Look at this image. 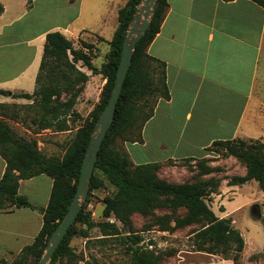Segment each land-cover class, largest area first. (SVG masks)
Instances as JSON below:
<instances>
[{"label":"trees","instance_id":"obj_1","mask_svg":"<svg viewBox=\"0 0 264 264\" xmlns=\"http://www.w3.org/2000/svg\"><path fill=\"white\" fill-rule=\"evenodd\" d=\"M251 1L261 6L264 12V0ZM139 2L127 0L119 9L117 27L112 38L107 41L109 49L99 68L92 63L91 43L83 41V49H78L61 32L49 31L45 34L34 90L31 93H13L0 88L1 95L32 100L31 104L25 106L26 111L21 118L34 125L32 132L36 134L44 128L55 131L71 129L69 120L64 116L71 117L76 113L74 107L82 90L77 85H84L89 79V75L76 65L77 62H81L92 73L101 74L105 80L98 103L87 114V122L79 126L61 156L45 155L38 148L36 138L26 139L15 134L2 118L14 119L19 114L7 113L9 106L0 104V156L6 162L0 178V210L10 212L13 207H27L40 210L42 214V224L33 241L23 246L12 261L0 258V264H36L53 231L63 220L76 190L80 165L94 122L104 109L113 88L122 41ZM27 4L30 7L31 0ZM167 8V0L156 1L149 26L136 42L111 124L98 151L94 169L100 172L101 178L92 173L88 194L92 189L104 185L111 187L112 192L102 199V214L107 218L113 216L122 224L128 223L133 213L148 216L156 208L168 209L170 212L183 210L184 215L174 219V225H170L168 214L157 216L159 230L172 232L196 225L197 228L191 232L195 250L231 258L236 264L245 245L244 239L232 224V219L219 218L207 202L212 194H219L222 178L211 176L194 182H168L158 176L161 162L134 164L123 147L117 146L118 140L142 142V127L153 115L156 102L159 98L170 97L166 63L147 51L160 30ZM2 11L0 3V14ZM98 38L104 41L102 37ZM63 94L69 96L62 100ZM206 150L234 157L244 164L245 173L229 177L228 185H242L254 180L264 191V141L253 138L214 140ZM206 158H185L181 161L195 160L199 174L205 176L214 169L205 163L208 160ZM40 174L52 179L49 199L44 207L33 205L27 196L18 192L19 180ZM69 178L74 180L73 185L69 184ZM77 223L82 227H78ZM95 226L104 238L121 235V228L115 221L93 222L90 211L85 212L83 205L52 254L49 264H55L60 258H68L72 253L70 242L73 236L87 237L88 230ZM122 240L127 243L130 264H161L157 253L139 245L141 238L135 230H130ZM257 257V254H253L250 258ZM84 264L98 263L88 259L84 260Z\"/></svg>","mask_w":264,"mask_h":264},{"label":"crops","instance_id":"obj_2","mask_svg":"<svg viewBox=\"0 0 264 264\" xmlns=\"http://www.w3.org/2000/svg\"><path fill=\"white\" fill-rule=\"evenodd\" d=\"M27 1L24 7L21 1L20 9L12 12L4 0H0L3 6L0 14V88L13 93L34 90L45 34L74 25L84 3V0H31L32 6L26 9ZM126 1L122 0L123 4L119 5L117 18ZM167 2L165 18L147 51L166 63L170 97L159 98L156 102L153 115L142 127V142H123V147L128 146L126 152L131 161L134 164L165 163L209 157L211 152L206 148L214 140L260 139L262 124L258 123L253 112V95L264 46L262 7L251 0ZM39 5L43 6L44 13L29 17ZM71 9L76 12H61ZM109 14L108 9L103 18ZM111 16H115V11ZM95 18L101 19L102 14ZM95 36L109 41L104 35ZM31 103L32 100L0 94V104L9 106L6 112L19 114L14 119H2L10 128L12 124L18 126L20 134L27 132L37 136V145H44L39 137L57 132L50 128L36 134L32 132L33 125L21 118L25 106ZM5 167L6 162L0 156V178ZM180 168L183 169L177 165L167 167L169 170ZM43 176L47 175L21 179L18 187L20 194L39 207L47 205L52 186V179L47 176L49 193L43 202L34 199L32 195L39 192L45 182ZM223 192L220 187V202L224 198ZM217 216L231 218L226 214ZM41 224L40 210L27 207H13L10 212L0 210V258L12 261L23 246L33 241ZM244 248L236 264H264L262 258L251 259L256 253L245 254ZM166 264L235 262L217 254L195 251L171 256Z\"/></svg>","mask_w":264,"mask_h":264},{"label":"rangeland","instance_id":"obj_3","mask_svg":"<svg viewBox=\"0 0 264 264\" xmlns=\"http://www.w3.org/2000/svg\"><path fill=\"white\" fill-rule=\"evenodd\" d=\"M21 1L24 7L26 0H4L12 12L20 9ZM122 4V0H84L79 16L80 18L75 24L69 26L66 30H64V27H61V29L54 31H59L64 34L72 41L73 46L78 49H83V41L91 43L93 45L91 55L92 63L99 68L105 60V54L109 49V45L107 41H101L98 36L95 35H104L107 40L112 38L113 32L117 26V10L119 5ZM30 7L27 4L26 9ZM108 9L110 10V14L107 18H103V14ZM114 11L115 16L112 17L111 15ZM61 12L69 14L76 11L71 9ZM43 13V6L39 5L29 14V17H38ZM101 14V19L95 18L96 15ZM81 30H86L87 32ZM72 34H74L73 37L71 36ZM76 65L85 73H89V79L84 85L80 83L77 85L81 86L82 90L74 107L76 113L72 114L71 117L64 116L66 120H69L68 123L71 129L64 132L52 130L57 133L54 135L42 134L39 137L45 144L42 145L38 143V147H40L43 154L48 156H61L63 154L65 146L71 141L79 126L87 122V114L99 101L103 86V77L83 67L81 62H77ZM68 96L69 94H63L61 99L64 100ZM253 112L258 123L262 124L259 135L260 139L264 141V46L260 60L259 73L254 88ZM97 119L98 117L94 125ZM18 128V126L13 124L11 126L13 132L18 136L25 137L26 139L37 138V136L34 137L27 132L20 134ZM48 143L53 144L49 145ZM122 144L123 142L121 140L117 141V146H119V148L123 147ZM127 147L128 146H124L123 150L126 151ZM206 159L209 161L206 160L205 163L214 168L213 172L209 175L201 176L198 172L197 162L192 160L190 162L167 161L161 163L158 176L168 182H194L207 179L211 176L222 178L220 187H222L224 191V198L222 197L223 199L220 202L218 198L219 195L212 194L207 198V202L216 215L226 214L233 219L234 226L240 231L246 243L244 253H256L258 255L257 258L264 259V191L259 188L257 182L254 180H250L242 185L227 184V179L229 177L233 175H242L246 170L244 164L234 157L223 156L220 153L211 152L210 156ZM171 165H177L178 167L182 166L183 169H167V167ZM93 173L101 178V174L98 170L94 169ZM43 179L45 182L41 190L39 192H34L32 195L34 199L39 202L45 200L50 190L47 185L48 177L43 176ZM69 184H74L72 178H69ZM111 192L112 189L108 185L92 189L89 194L87 191L82 206L84 205L85 212L90 211L91 220L93 222L111 219L115 221L121 228V235L104 238L97 226L92 227L88 230L87 237L74 235L70 242L72 253L68 258L64 257L57 259L55 264H84V260L88 259L95 260L98 264H107V262L111 264H130V254L126 251L127 243L122 240L125 235L129 234L130 230H135L136 234L141 238L139 245L159 255L161 264H166L171 256H177L179 253L185 254L197 251L193 245V236L191 234V232L197 228L196 225H190L168 232L160 231L159 226L156 224L157 216L168 214L170 216V225H174V219L184 215L183 210L170 212L168 209L156 208L152 215L148 216L133 213L130 221L122 224L113 216L107 218L102 214V199ZM221 203L225 206V211H223L224 207ZM92 212H94L93 215ZM77 226L82 227L80 223H77Z\"/></svg>","mask_w":264,"mask_h":264},{"label":"water","instance_id":"obj_4","mask_svg":"<svg viewBox=\"0 0 264 264\" xmlns=\"http://www.w3.org/2000/svg\"><path fill=\"white\" fill-rule=\"evenodd\" d=\"M156 1L157 0H140L136 6L133 16L129 22L127 32L122 41L121 55L116 69L113 88L104 109L100 112L98 119L92 129L85 154L82 158L80 174L75 193L63 220L53 231L52 236L49 238L41 257L36 264L49 263L52 254L59 246L68 228L75 221L82 207L87 195L89 181L97 161L99 148L111 124L124 78L131 64L133 50L135 48L136 42L144 34L149 26L155 10Z\"/></svg>","mask_w":264,"mask_h":264},{"label":"built area","instance_id":"obj_5","mask_svg":"<svg viewBox=\"0 0 264 264\" xmlns=\"http://www.w3.org/2000/svg\"><path fill=\"white\" fill-rule=\"evenodd\" d=\"M94 214V212H92V215ZM110 221H113L112 219Z\"/></svg>","mask_w":264,"mask_h":264}]
</instances>
